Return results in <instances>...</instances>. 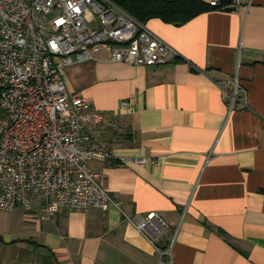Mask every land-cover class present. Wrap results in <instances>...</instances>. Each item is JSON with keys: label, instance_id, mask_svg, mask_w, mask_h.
I'll return each mask as SVG.
<instances>
[{"label": "crops", "instance_id": "1", "mask_svg": "<svg viewBox=\"0 0 264 264\" xmlns=\"http://www.w3.org/2000/svg\"><path fill=\"white\" fill-rule=\"evenodd\" d=\"M225 7L146 24L178 53L166 65L64 71L68 91L105 116L88 121L93 142L117 157L92 170L129 218L156 212L168 223L158 245L174 242L175 264H264V0ZM236 78L248 108L231 111L219 84L233 90ZM44 206L38 197L33 210L0 211V264H159L115 206L54 216Z\"/></svg>", "mask_w": 264, "mask_h": 264}, {"label": "built area", "instance_id": "2", "mask_svg": "<svg viewBox=\"0 0 264 264\" xmlns=\"http://www.w3.org/2000/svg\"><path fill=\"white\" fill-rule=\"evenodd\" d=\"M252 0H233L237 8ZM213 7L222 0H209ZM97 16L91 28L86 14ZM176 50L111 0H0V211L19 205L33 210L42 197L44 211L86 212L110 205L123 212L102 186L90 163H113L110 149H101L88 133V121L105 116L93 110L81 94L68 91L64 71L89 62L163 66ZM219 87L230 110L248 108L239 79L234 89ZM123 102L121 112L128 110ZM121 163L126 164L125 158ZM136 163L155 166L140 158ZM155 247L159 264H175L173 243H158L170 232L161 216L129 218Z\"/></svg>", "mask_w": 264, "mask_h": 264}, {"label": "trees", "instance_id": "3", "mask_svg": "<svg viewBox=\"0 0 264 264\" xmlns=\"http://www.w3.org/2000/svg\"><path fill=\"white\" fill-rule=\"evenodd\" d=\"M134 18L148 24L158 19L166 24L184 25L199 15L218 8L201 0H111Z\"/></svg>", "mask_w": 264, "mask_h": 264}, {"label": "rangeland", "instance_id": "4", "mask_svg": "<svg viewBox=\"0 0 264 264\" xmlns=\"http://www.w3.org/2000/svg\"><path fill=\"white\" fill-rule=\"evenodd\" d=\"M86 18H87L91 28H99L100 27L97 16H95L92 12L87 13ZM1 115H2V108L0 105V116Z\"/></svg>", "mask_w": 264, "mask_h": 264}, {"label": "water", "instance_id": "5", "mask_svg": "<svg viewBox=\"0 0 264 264\" xmlns=\"http://www.w3.org/2000/svg\"><path fill=\"white\" fill-rule=\"evenodd\" d=\"M233 0H222V3L226 6L225 11L226 12H237L238 8L236 6L232 5Z\"/></svg>", "mask_w": 264, "mask_h": 264}]
</instances>
